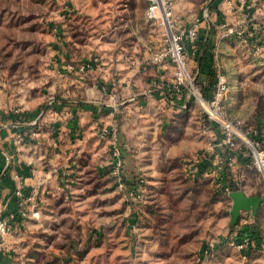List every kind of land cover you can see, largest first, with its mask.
Here are the masks:
<instances>
[{
    "label": "rangeland",
    "instance_id": "obj_1",
    "mask_svg": "<svg viewBox=\"0 0 264 264\" xmlns=\"http://www.w3.org/2000/svg\"><path fill=\"white\" fill-rule=\"evenodd\" d=\"M166 1L176 13L174 0ZM186 1L194 11L178 13L188 19L209 0ZM148 5L147 0H0V165L6 154L11 170L7 177L0 175V214L15 209L12 190L15 184L20 186L12 172L17 160L6 150L4 140L12 143L23 126L30 128L26 123H21L18 131L13 128V121L7 118L9 112L19 109L26 118L37 116L41 120L32 127L36 135L28 136L24 143L31 152L40 144L48 160H54L55 154L58 160L62 157L57 153L67 152L75 164V169L64 165L45 169L43 178L36 182L39 216L26 218L14 233L0 239V264H264V204L259 215L241 213L243 221L258 226L262 238L259 249L251 250L243 260L223 239L231 228V200L227 196L232 188L244 187L264 197V171L239 156L247 150L244 144L234 150L237 165L245 166L244 173L225 189L215 188L207 180L189 182L183 172L184 162L161 157L155 163L158 169L162 166V172H139L133 177L143 194L134 201L126 182L118 188L112 157L108 156L110 167L100 166L101 159L94 153L102 147L101 142L93 138L84 144L74 139L82 138L83 130L89 127V115L97 135L101 128H110L107 137H98L109 142L104 144L109 149L113 141L117 142L118 133L115 126L95 116L98 110L93 107H98L101 90L105 89L107 98L112 95L114 71L120 66L129 71L132 57L147 62L146 70L158 72L149 58L152 50L162 49L166 42L162 26L146 17ZM62 22V33L57 35L53 26ZM150 34L156 37L148 39ZM94 56L100 65L93 71L85 75L68 72L59 77L61 65L80 64ZM186 57L192 58L194 69L190 70L195 75L203 54L195 52ZM231 64L235 74L228 77L230 91L225 105L232 117L246 119L249 136L264 150V60L247 57ZM143 73L133 74L134 84ZM194 84L204 96L198 76ZM155 88L164 89V81ZM168 94L170 101H181L172 100ZM188 96L201 119L197 98L193 92ZM72 102L76 104L74 112L67 105ZM54 112L62 118L56 119ZM56 121L62 124L53 126ZM71 132L74 138L68 136L67 140ZM58 136H64V141L60 139L61 145L55 147ZM22 145L16 146L19 149ZM85 145L92 147L90 152H85ZM19 150L17 154L25 149ZM210 244L215 247L214 254L202 259L200 250Z\"/></svg>",
    "mask_w": 264,
    "mask_h": 264
},
{
    "label": "crops",
    "instance_id": "obj_2",
    "mask_svg": "<svg viewBox=\"0 0 264 264\" xmlns=\"http://www.w3.org/2000/svg\"><path fill=\"white\" fill-rule=\"evenodd\" d=\"M187 3L188 2L186 0H174V9L176 13H178V11L192 13L194 10L189 8V4ZM214 3L213 5H215ZM53 27V30L55 29L56 32L58 31L56 34L59 35L62 33L63 22L61 24H56ZM154 37L156 36L150 34L148 39L150 38L153 40ZM199 38L200 39L194 50H188V55L189 57H192L195 52L203 54V58H200V63L196 66L195 72V76H198L199 81L203 83V89L210 87L211 77L209 70L211 69L212 71L214 54L218 56L221 64V72L227 80L228 77L230 78V75H233L232 73L235 74V72H233L234 68L231 64L233 60L237 61L247 57L254 59L248 50L239 45L234 37L220 38L219 33L211 29L209 24H201L199 26ZM68 56L69 55L67 54L64 57L66 61ZM61 66L58 70H62ZM121 67L122 66L119 67L120 69L118 71H114L115 77L112 79L113 82L110 85V87L112 86L111 90H113L112 95L107 98V92H105V89L103 88L97 103L98 107L93 108L94 110H98V115H95L99 117L97 120L106 123V125L115 126L118 133L116 134L117 142L113 141L112 143H117L121 155L125 159L124 169L125 173L128 174H126L125 178V182L127 183L126 189L131 190L133 186L136 185L137 182H135L134 179H138L133 177H138L137 174L139 172H162V166L158 169V164L155 163L156 158L161 157L164 159L175 160L177 162L179 161L181 163L184 162L183 167L185 164L197 160L195 161V165H197L198 169L192 175H187L184 171L185 167L183 168V172L189 182H201L203 180H207L211 186L225 189L230 182L234 184L235 181L240 180V177H242L244 173L245 166L239 165L242 168L239 169L236 160L231 167H227L225 169L222 179L216 180L210 176H204L201 174V170H203L206 166L207 158H202L200 154L204 153L206 156H210L212 153V145L214 142L220 140V136L211 123H204L200 119L198 109L195 105L190 103L189 96L186 95V97L180 102L174 103L170 101L168 88L173 78V72H171L172 68L170 66L167 68H157L158 72H155L152 68L149 70L147 69L143 73L144 75L139 74L140 76H138V79L136 80L140 81V83L136 81V84L133 83L135 79L133 74L135 73L130 69V67L128 69L129 71H123ZM189 67L191 70L194 69L192 58L189 60ZM163 81L165 83L164 89L161 90L155 88L156 86L160 87ZM228 82L230 83V80ZM212 88L209 89V92H211ZM73 103L74 102L67 104L72 112L76 109V104ZM63 107L67 108L66 105H63ZM108 109L110 110V114L107 113ZM54 114H56V119L62 118L61 114L58 113L57 115L55 112ZM36 118L37 116L29 118L25 117V121L21 123L28 124L27 122L32 119L36 122L41 121ZM86 120L89 121L88 123H90V125L85 129V131L83 130L82 138H77V136L74 138V134H72L74 132L73 131L70 135H66V139L68 140V136L69 138L73 137L75 140H83L84 144L88 142V140L90 141V139H98L101 142L102 147H100L101 145L98 146L100 148H98L94 154L99 158V160L101 159L100 166L103 168L104 165H106V168H108L110 167L108 166V164H110L108 156L111 157L109 151L112 144L109 149H106V145L104 144L107 141L99 139L98 137L100 136L97 135V130H95L94 126L92 127V125L95 124H93V118L88 115ZM57 122L58 121L54 122L53 126H59L60 123L62 124V121ZM62 137L58 136V138H56L57 141L53 142V146L56 147L61 145L60 139H62V142L64 141ZM5 141L6 140H4V145L6 150L11 153L13 159L17 160V162H13L14 166L12 167L19 172V175L17 176L19 184L22 185L25 190L36 185V182H39L40 179L43 178L42 174L45 173V169L50 168V165H55L58 169L60 168L59 165L67 167L70 166L75 169L74 161L71 160L72 156H69L67 152L65 154L57 153V155L62 157L57 158L58 160L55 159V154L54 160L50 161V159L48 160L45 153L40 149L42 148L40 144L38 145V150L36 152H31L29 150L31 149L30 146L24 144L19 147V149H25L23 150L24 152L21 151L17 154L16 152L19 149L16 146V142L14 141L7 144ZM51 141H53L52 138ZM88 145H85V152H90L92 149V147ZM66 147L69 148V145L66 144ZM73 147L75 148L71 151V154H73L74 158L76 149L75 144L72 148ZM20 156H24V160H22L23 158H20ZM197 156L198 158L196 159ZM149 158L150 161L146 162L145 159ZM69 160L70 162H66ZM28 161L33 162L31 170L25 164ZM239 163L242 164L243 161ZM163 168H165L166 171V166ZM169 171H172V169H169ZM153 182L157 183L158 180H154ZM238 189L242 190L246 195H260L251 194L244 187H239ZM227 198L229 199L230 197L227 196ZM9 199H11L10 196ZM219 202L221 203V201ZM263 204L260 205L257 215H259L262 210ZM26 221L22 224L26 223ZM254 225L258 227L256 224Z\"/></svg>",
    "mask_w": 264,
    "mask_h": 264
},
{
    "label": "built area",
    "instance_id": "obj_3",
    "mask_svg": "<svg viewBox=\"0 0 264 264\" xmlns=\"http://www.w3.org/2000/svg\"><path fill=\"white\" fill-rule=\"evenodd\" d=\"M147 2L149 5L146 10V17L148 20L162 26V33L166 42L162 49L152 50L149 63L157 68H167L169 66L172 68L173 78L168 88L172 100H183L186 95L188 96L192 92L196 97L195 91H198L194 84L196 76L192 75L186 56L188 50H194L196 47L200 39L199 26L204 21H208L210 28L218 32L220 38L234 37L239 45L248 50L254 59H264V0H209L196 16L188 19L175 13L171 4L166 0H147ZM99 65L98 56H94L80 64H65L62 70L58 71V74L59 77H63L68 72L85 75ZM147 65V62L135 57H132L129 61V67L135 74L143 73ZM212 70L215 76L213 88L211 92L204 94V96L198 91L200 98L198 103L201 120L214 126L219 133L220 140L212 145L210 156H206L204 153L200 154L202 158H207L206 166L201 170V174L216 180L222 179L225 169L233 165L235 161L234 150L240 144H244L247 150H242L239 156L249 159V162L257 170L264 171V150L257 140L249 136L247 122L242 118L232 117L225 105L230 91V84L222 74L219 58L215 54L213 55ZM11 114L17 116L16 120L11 119L13 121L11 126L17 128L18 131V126L25 121L22 118L24 112L14 109L8 115ZM35 122L34 119L28 121L27 125L30 128L23 126L17 132L16 144L24 145L28 136L36 135V132L32 130ZM109 132V128L103 127L99 132V136L105 138L109 135ZM110 154L113 175L116 178L118 188L122 189L125 182L122 170L123 160L120 149L115 143L112 145ZM4 159V166L2 170L0 169L1 176L9 175L11 171L9 170L10 160L6 154H4ZM195 161L197 160L185 164L184 171L187 175H192L197 171L198 167L195 165ZM25 164L31 170L32 163L28 161ZM12 169L17 177L19 172L14 167ZM66 183L68 186L69 182ZM38 188L39 186L36 184L25 190L23 186L15 184L12 190V199L16 207L12 211H5L0 214V239L14 233L26 218H37L39 216ZM141 190L137 184L133 186L129 192L131 200H140L143 196ZM241 213L234 227L228 230L223 239L229 247L238 252L243 260H246L250 256L251 250H257L262 245V238L260 245H257L256 240L244 231V227L252 222L243 221ZM214 251L215 247L210 244L202 248L199 255L202 259H206L212 256Z\"/></svg>",
    "mask_w": 264,
    "mask_h": 264
},
{
    "label": "water",
    "instance_id": "obj_4",
    "mask_svg": "<svg viewBox=\"0 0 264 264\" xmlns=\"http://www.w3.org/2000/svg\"><path fill=\"white\" fill-rule=\"evenodd\" d=\"M232 200L230 215L231 228L234 227L239 219L241 211H251L256 216L261 204L264 203V197L260 195H246L242 190H232L228 193Z\"/></svg>",
    "mask_w": 264,
    "mask_h": 264
},
{
    "label": "trees",
    "instance_id": "obj_5",
    "mask_svg": "<svg viewBox=\"0 0 264 264\" xmlns=\"http://www.w3.org/2000/svg\"><path fill=\"white\" fill-rule=\"evenodd\" d=\"M214 1H216V0H214ZM209 74H210V77H211L210 78V87L204 89V94L205 95H206V93L208 94L209 89H211L213 87V84L215 83V76H214L213 70L211 71V69H210L209 70ZM7 117L10 118V119H13V120H16L17 119V116H15L14 114L8 115ZM22 118L25 119V116L22 115ZM3 166H4V164L0 167V169H2ZM7 176H8V174H6L5 176H2V177H7ZM232 190H237V188H232ZM244 231L248 232L250 234V236L256 240L257 245H260L261 237L259 235V230H258V228L253 223L247 224L244 227Z\"/></svg>",
    "mask_w": 264,
    "mask_h": 264
},
{
    "label": "bare ground",
    "instance_id": "obj_6",
    "mask_svg": "<svg viewBox=\"0 0 264 264\" xmlns=\"http://www.w3.org/2000/svg\"><path fill=\"white\" fill-rule=\"evenodd\" d=\"M195 94H196V97H197L198 101H200V98H199V93H198V91H195Z\"/></svg>",
    "mask_w": 264,
    "mask_h": 264
}]
</instances>
